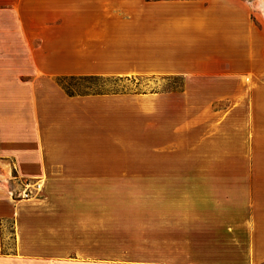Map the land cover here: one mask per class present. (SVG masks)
<instances>
[{
    "label": "crops",
    "instance_id": "obj_1",
    "mask_svg": "<svg viewBox=\"0 0 264 264\" xmlns=\"http://www.w3.org/2000/svg\"><path fill=\"white\" fill-rule=\"evenodd\" d=\"M67 76L183 84L70 94ZM118 171L190 196L119 217L101 194ZM28 179L40 197L14 201ZM0 264H264V30L245 0H0Z\"/></svg>",
    "mask_w": 264,
    "mask_h": 264
},
{
    "label": "rangeland",
    "instance_id": "obj_2",
    "mask_svg": "<svg viewBox=\"0 0 264 264\" xmlns=\"http://www.w3.org/2000/svg\"><path fill=\"white\" fill-rule=\"evenodd\" d=\"M251 9L252 18L262 25L264 30V0H245ZM58 81L63 84L70 94H88V93H144L157 88H177L183 84L181 78L162 80L149 76L135 77H98V76H67L61 77ZM119 141L120 138H119ZM178 159L179 164H188L191 162L190 157H157L142 155H118L119 169L126 167L140 168L143 163L157 164L175 163ZM197 162H203L198 157ZM142 172L118 171V185L114 188H103V196L116 199V210L119 217L124 216L127 212L159 211V199L166 201L171 197L190 196L188 187L174 188L166 186L172 182H156V180L144 179ZM159 183V186H158ZM162 183V185H160ZM165 184V185H164ZM41 195V194H40ZM39 195V197H40ZM115 205H113L115 207ZM5 230V243L13 248L14 240L10 233V224Z\"/></svg>",
    "mask_w": 264,
    "mask_h": 264
},
{
    "label": "built area",
    "instance_id": "obj_3",
    "mask_svg": "<svg viewBox=\"0 0 264 264\" xmlns=\"http://www.w3.org/2000/svg\"><path fill=\"white\" fill-rule=\"evenodd\" d=\"M43 190V183L40 180L28 179L23 183V187L12 192L14 201L29 200L39 197Z\"/></svg>",
    "mask_w": 264,
    "mask_h": 264
}]
</instances>
